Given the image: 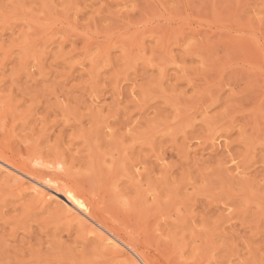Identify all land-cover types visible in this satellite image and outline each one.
<instances>
[{"label":"rangeland","instance_id":"1","mask_svg":"<svg viewBox=\"0 0 264 264\" xmlns=\"http://www.w3.org/2000/svg\"><path fill=\"white\" fill-rule=\"evenodd\" d=\"M0 146L156 264H264V0H0ZM2 169L0 264L132 263Z\"/></svg>","mask_w":264,"mask_h":264},{"label":"bare ground","instance_id":"2","mask_svg":"<svg viewBox=\"0 0 264 264\" xmlns=\"http://www.w3.org/2000/svg\"><path fill=\"white\" fill-rule=\"evenodd\" d=\"M0 168L7 169L11 173V177L14 175L17 179L19 178L20 182L16 181L20 185L19 187L24 186L32 189L39 201L38 204H44L56 196L63 197L67 207L64 210L68 214V217L80 218L83 223H86V220H88L91 232L95 233V236L105 245L110 244L109 246L112 247L113 254L127 256L129 262H132L131 264H139L135 260H138L141 264H156L148 254L140 249L141 242L139 239L130 236L128 233L123 232L121 228H117L106 221L105 217L94 209L90 200L75 185L70 184L62 188L58 185L55 175H44L45 172L34 166L7 156L6 150L1 146ZM132 255L135 256V260L132 258Z\"/></svg>","mask_w":264,"mask_h":264},{"label":"snow or ice","instance_id":"3","mask_svg":"<svg viewBox=\"0 0 264 264\" xmlns=\"http://www.w3.org/2000/svg\"><path fill=\"white\" fill-rule=\"evenodd\" d=\"M232 164L235 166V165H237V164H238V161H237V160H235V159H233V160H232ZM70 198H71V196H70Z\"/></svg>","mask_w":264,"mask_h":264}]
</instances>
